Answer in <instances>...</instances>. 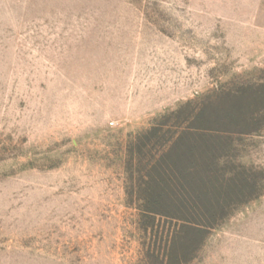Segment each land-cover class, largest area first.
<instances>
[{
	"label": "rangeland",
	"instance_id": "obj_1",
	"mask_svg": "<svg viewBox=\"0 0 264 264\" xmlns=\"http://www.w3.org/2000/svg\"><path fill=\"white\" fill-rule=\"evenodd\" d=\"M208 107L246 119L224 161L257 194L188 264H264V0H0V264H162L141 137Z\"/></svg>",
	"mask_w": 264,
	"mask_h": 264
},
{
	"label": "trees",
	"instance_id": "obj_2",
	"mask_svg": "<svg viewBox=\"0 0 264 264\" xmlns=\"http://www.w3.org/2000/svg\"><path fill=\"white\" fill-rule=\"evenodd\" d=\"M210 107L200 110L191 124L171 133L168 119L183 114L184 110H179L141 137L149 139L162 126V156L148 165L146 179L138 187L144 217H162L175 223L174 231L164 239L162 264H188L207 234L235 206L257 194L254 180L242 171L227 170L224 161L230 133L245 126L246 119ZM239 130V134H246Z\"/></svg>",
	"mask_w": 264,
	"mask_h": 264
}]
</instances>
